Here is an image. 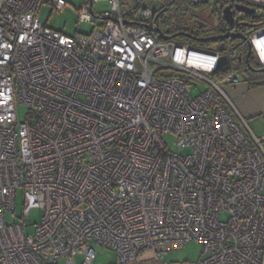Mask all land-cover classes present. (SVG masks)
Here are the masks:
<instances>
[{
  "label": "built area",
  "instance_id": "2783aa9c",
  "mask_svg": "<svg viewBox=\"0 0 264 264\" xmlns=\"http://www.w3.org/2000/svg\"><path fill=\"white\" fill-rule=\"evenodd\" d=\"M88 1L79 21L95 26L68 35L38 16L42 3L62 9L64 0H0V264H91L94 245L119 264L143 251L162 260L189 241L202 246L194 264H264V133L223 89L240 74L212 76L221 62L239 63L248 42L259 55L264 22L248 39L206 49L160 39L156 27L177 32L138 0H101L110 11L99 23V0ZM236 1L264 9V0ZM211 15H192L180 32L195 36ZM191 79L206 88L192 96ZM19 188L21 222L8 223ZM33 208L40 220L26 234Z\"/></svg>",
  "mask_w": 264,
  "mask_h": 264
},
{
  "label": "rangeland",
  "instance_id": "374dc122",
  "mask_svg": "<svg viewBox=\"0 0 264 264\" xmlns=\"http://www.w3.org/2000/svg\"><path fill=\"white\" fill-rule=\"evenodd\" d=\"M66 5L62 9H56L52 6V4L46 2L42 3L38 8V16L42 23H45L48 27L58 30L64 34L68 35H74L77 33H88L90 32L93 27L95 26L94 22L91 21H79V12L82 11V9L85 7L86 9H89V1L88 0H64ZM124 3H127L129 5L136 6L135 0H123ZM140 6L147 7L156 13L160 12L164 7L168 5V3L171 0H138ZM187 1L186 0H175L172 5H169L166 10L163 12V14H159L157 17V24L159 26H162L163 29L172 32L173 25L179 21H182L184 19V16L187 15H196L204 10H209L212 12V18L217 22V18L214 15L215 14V2H210L202 5L197 6H186ZM92 12L94 16L98 17L97 22H100V18L104 16V13H107L110 11V5L106 1H95L93 2L91 6ZM89 16H92L89 14ZM154 38L156 36L153 35ZM175 43H186L191 44L193 47H199V48H206V49H213L217 43L214 41H207L203 43L201 46H195L196 44H201L199 42L190 41L186 39L183 36H177L172 39ZM239 40H236V43ZM257 39H254L255 47L257 49V52H259L255 55V58L257 61L261 64V62L264 61V52L262 48L257 44ZM255 53V52H254ZM261 59V60H260ZM230 66L236 67L238 69H243V65L238 62H230ZM240 78L242 81L243 79H246V75L244 74V71H240ZM189 84L191 85L190 94L192 96L196 95L198 91H202L206 88V84L204 82H198L197 80L191 79L189 81ZM228 86L223 87L227 95L229 96L226 88ZM25 115V110L22 106L18 107V116L19 118H23ZM246 124L250 128V130L256 134V131L260 129V125H252V123L246 119ZM163 140L171 147V149H174L173 141L174 137L171 134L165 133L162 136ZM186 151H181L179 153L183 154ZM24 204L23 199V192L22 189H17L16 192V198H15V211L14 214L6 213V221L8 223L13 222H21V213H22V207ZM30 216L32 223L30 225L25 226V233L26 234H32L34 232L36 224L40 220L41 216V210L39 208H33L30 210ZM222 219H226V215L221 216ZM95 249V257L91 264H119L118 258L116 253L108 248L94 245ZM202 252V246L200 244H197L195 242L189 241L184 244V246L181 249L173 250L168 253L170 255H173L174 258H176L177 261L187 263L192 262L196 258H199ZM144 253V254H143ZM143 254V255H142ZM150 255L148 251H143L140 253L137 259H140V256L144 255ZM153 259V258H152ZM139 261V260H137ZM56 264H66L65 259L61 258L58 260Z\"/></svg>",
  "mask_w": 264,
  "mask_h": 264
},
{
  "label": "flooded vegetation",
  "instance_id": "af4514ba",
  "mask_svg": "<svg viewBox=\"0 0 264 264\" xmlns=\"http://www.w3.org/2000/svg\"><path fill=\"white\" fill-rule=\"evenodd\" d=\"M172 5V4H171ZM237 7H246L250 10H256V15L264 13L262 7L257 5L248 4L241 1L236 0H218L215 4V16L217 18V22L215 18L213 20L212 16H209L206 20L201 22L198 27V31L195 36L197 37H211V36H222L227 34L228 36H224L221 39L215 40L214 42L218 43H227L233 45L236 43V40H245L248 39L251 35L252 26L254 25L253 22L247 19V13L244 11L238 10ZM227 12L231 13V21L227 20ZM238 36V37H236ZM238 41V42H239ZM255 45V42H254ZM252 49V48H251ZM247 52V47H246ZM259 53V52H258ZM254 51L251 50L249 57L246 59V55L241 59L240 63L243 66L252 65L253 68L250 69L254 74L261 73L258 71L259 69L263 68L264 66L260 64L258 61L255 62V55ZM260 56V55H259ZM247 60V62H246ZM259 63V64H258ZM249 70V71H250Z\"/></svg>",
  "mask_w": 264,
  "mask_h": 264
},
{
  "label": "crops",
  "instance_id": "0c3cea01",
  "mask_svg": "<svg viewBox=\"0 0 264 264\" xmlns=\"http://www.w3.org/2000/svg\"><path fill=\"white\" fill-rule=\"evenodd\" d=\"M256 42L264 52V35L257 39ZM226 90L236 110L245 119V121L248 119L252 125H260V129L256 131V135L261 136L264 133V84L252 86L249 81L243 79L236 84L228 85ZM148 252L150 255L140 256V259H136L128 264H194L202 256L201 252V256L199 258H196L192 262L183 263L177 261L173 255H170V253H167L162 260H157L154 258L152 252Z\"/></svg>",
  "mask_w": 264,
  "mask_h": 264
},
{
  "label": "trees",
  "instance_id": "16d2710c",
  "mask_svg": "<svg viewBox=\"0 0 264 264\" xmlns=\"http://www.w3.org/2000/svg\"><path fill=\"white\" fill-rule=\"evenodd\" d=\"M186 6H187V3H186ZM160 14H163V12L160 13ZM247 14H248L246 16L247 19L254 23V25L252 26V30H251V32H254L257 28L261 27L262 23L264 22V13H261L259 15L258 14L256 15L255 13H247ZM187 16H184V19L182 21H179V22L175 23L173 25L172 32L168 31V33L180 32V31H184L185 29H187V26H188L187 22L191 18L192 15H187ZM160 27L163 28V24ZM197 45L201 46L202 44H196L195 46H197ZM246 53L247 52H245V55H246ZM256 61H257V59L255 58V62ZM243 69L244 70H242V69L241 70L244 71V74L246 75V79L245 80L249 81L250 85L257 86V85L264 84V72H261L259 74H254L253 73L254 71L252 72L250 69L247 68L246 65L243 66ZM239 70L240 69H238L236 67L230 66L229 62H221L219 64L218 68L216 69V71H214V73L212 74V76H213V78L215 80L220 82L222 79H224L226 76H228L229 74H231L233 72H238L239 73Z\"/></svg>",
  "mask_w": 264,
  "mask_h": 264
},
{
  "label": "water",
  "instance_id": "95a60500",
  "mask_svg": "<svg viewBox=\"0 0 264 264\" xmlns=\"http://www.w3.org/2000/svg\"><path fill=\"white\" fill-rule=\"evenodd\" d=\"M89 4H91L90 1H89ZM237 8H238V10H240V11H244V12H246V13H253V12L256 11V10H250V9H247L246 7H237ZM165 10H166V7L163 8V9L160 11V13H161V12H164ZM230 16H231V13H230V12H227V16H226V17H227V20H228V21H231ZM154 29H155V31L158 32V36H159V38L162 39V40H168V39L174 38V37H176V36H185V37L190 38V39H193V40H199V41H215V40H218V39L223 38L224 36H228L227 34H225V35H222V36H211V37L197 38V37L192 36V35H190V34H188V33H186V32H177V33H174V34H172V35H166V34H164V33L159 29V27H156V28H154ZM236 37H238V36H236ZM219 49H220V50H223V49H224V47L222 46V44L219 45ZM251 50H252V49H251V44L248 42V44H247L246 59L249 57V54H250ZM238 61L240 62V61H241V58H239ZM246 62H247V60H246ZM248 68H250V69L253 70V68H252L250 65L248 66ZM258 71H260V72H264V67L261 68V69H259Z\"/></svg>",
  "mask_w": 264,
  "mask_h": 264
}]
</instances>
